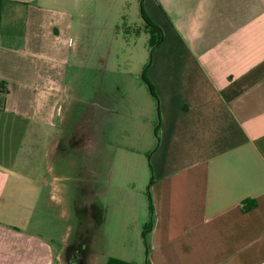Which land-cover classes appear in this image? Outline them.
<instances>
[{
	"label": "crops",
	"instance_id": "crops-1",
	"mask_svg": "<svg viewBox=\"0 0 264 264\" xmlns=\"http://www.w3.org/2000/svg\"><path fill=\"white\" fill-rule=\"evenodd\" d=\"M145 1L163 32L145 70L158 135L141 122L149 94L85 74L99 59L87 0H0V264H97L81 249L99 242L104 167L118 175L114 203L133 207L119 167L134 143L157 145L146 262L264 264V0ZM56 210L77 219L62 238Z\"/></svg>",
	"mask_w": 264,
	"mask_h": 264
},
{
	"label": "rangeland",
	"instance_id": "rangeland-1",
	"mask_svg": "<svg viewBox=\"0 0 264 264\" xmlns=\"http://www.w3.org/2000/svg\"><path fill=\"white\" fill-rule=\"evenodd\" d=\"M141 7L146 12L147 2L145 0H87L81 5L83 14L81 22L86 26L82 31L86 33V29L94 31L97 40L96 54L99 59L101 58L98 59V71L95 70L97 69L96 61L92 67L87 68L85 74L107 79L119 77L126 83V89L137 99L145 92L149 94L152 101L151 109L145 115L140 113L141 122L144 123V117H147V121L152 122L157 128L159 124L158 100L151 94L149 86L142 78L153 58L155 49L151 48V37L147 32L148 28L142 17ZM151 20L154 22L153 19ZM84 25L83 27H85ZM79 72H84V68L82 64L79 65L75 62L72 74L75 76ZM105 87H110V85ZM90 92L92 91L89 90ZM150 138L152 142L156 140L155 143H158L159 141L154 129ZM133 146L134 149L128 153L127 163H122L119 167V174L122 176L120 182L122 183L123 180L126 182L125 185L119 187L131 192L132 179H135L137 201L133 207L131 204L128 206L127 203L123 204L120 201L118 204L114 203L113 192L118 188V175L113 173V166L110 163L104 167L105 195L103 200L105 204L103 215L100 217V220H103V227L98 233L99 242L98 244H88L87 247L83 246L81 249L82 252L94 253L98 258L97 264H108L110 258L132 263L139 260L146 262L148 258V246L143 236L146 234L144 226L150 222L151 213L148 211V217L145 219L143 201L148 200L147 190L151 179L145 183L144 175L148 173L149 157L157 145L151 149L148 143H134ZM110 149L107 147V150ZM116 166H114V170ZM127 196L131 198L130 195ZM53 214L58 237L62 238L66 235L68 226L74 230L77 221L74 214L71 218L61 210H56ZM88 214L90 215L91 212L88 211ZM88 230L90 233L92 228L88 227ZM94 231L95 229L92 232ZM92 236H97L96 231ZM68 237L67 235V239L64 240L67 242V246L72 244L68 241ZM94 237H90V240L92 238L94 240Z\"/></svg>",
	"mask_w": 264,
	"mask_h": 264
},
{
	"label": "trees",
	"instance_id": "trees-1",
	"mask_svg": "<svg viewBox=\"0 0 264 264\" xmlns=\"http://www.w3.org/2000/svg\"><path fill=\"white\" fill-rule=\"evenodd\" d=\"M141 13H142V17L145 21L146 27L148 28L147 32L149 33V35L151 37V40H150L151 48H152V50H154L162 42V37H163L162 29L157 24H154V22H152V20L148 17V15L146 14V12L144 11V9L142 7H141ZM143 79L147 83V85L149 86V90H150L151 94L154 97H156L154 87L149 82V80L147 79L146 72L143 73ZM7 93H8L7 85L5 83H0V105H4ZM156 135H158V127L156 129ZM147 195H148V204H149V211L151 213V219H150V222L145 227V233H146V234H144L145 239H146L148 232L151 231V229L153 227V223H154V221H153L154 205H153V200H152V196L150 194V191L147 192ZM253 204H254V202H251V206L248 204L246 209H250ZM108 264H137V263H134V262L132 263V262H127V261H123L120 259L110 258L108 260ZM146 264H149V262L147 261Z\"/></svg>",
	"mask_w": 264,
	"mask_h": 264
}]
</instances>
